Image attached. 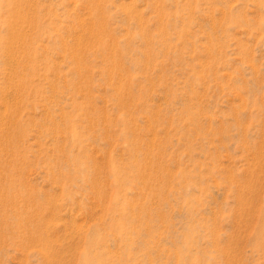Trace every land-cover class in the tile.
I'll return each mask as SVG.
<instances>
[{"label":"rangeland","instance_id":"obj_1","mask_svg":"<svg viewBox=\"0 0 264 264\" xmlns=\"http://www.w3.org/2000/svg\"><path fill=\"white\" fill-rule=\"evenodd\" d=\"M0 264H264V0H0Z\"/></svg>","mask_w":264,"mask_h":264}]
</instances>
